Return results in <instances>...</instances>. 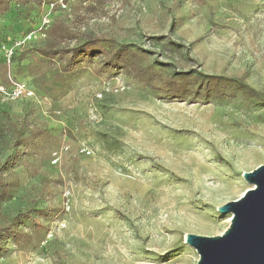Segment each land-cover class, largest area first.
Listing matches in <instances>:
<instances>
[{
    "label": "rangeland",
    "instance_id": "1",
    "mask_svg": "<svg viewBox=\"0 0 264 264\" xmlns=\"http://www.w3.org/2000/svg\"><path fill=\"white\" fill-rule=\"evenodd\" d=\"M59 1L0 0L34 93L0 96V264H196L264 164V0Z\"/></svg>",
    "mask_w": 264,
    "mask_h": 264
},
{
    "label": "water",
    "instance_id": "2",
    "mask_svg": "<svg viewBox=\"0 0 264 264\" xmlns=\"http://www.w3.org/2000/svg\"><path fill=\"white\" fill-rule=\"evenodd\" d=\"M242 178L251 188L216 209L230 216L227 229L215 237L184 236L198 255L196 264H264V164Z\"/></svg>",
    "mask_w": 264,
    "mask_h": 264
},
{
    "label": "built area",
    "instance_id": "3",
    "mask_svg": "<svg viewBox=\"0 0 264 264\" xmlns=\"http://www.w3.org/2000/svg\"><path fill=\"white\" fill-rule=\"evenodd\" d=\"M54 5L55 4L50 3L49 8L50 9L54 8ZM58 5L63 9L66 8L62 0L58 2ZM48 23L49 21L47 19H44L42 21V26L45 27L46 25H48ZM43 27L39 29L40 32H42ZM30 39L31 37H29V40ZM0 53L3 63L5 64V66L8 67L11 64L14 55L13 50L8 46V43L2 42L0 44ZM9 80L12 83V88L10 91H6L3 87H0V96L3 97V100H8V101L10 100L12 102H15V98L25 99V100H31L34 98L33 91L30 88H28L25 83L23 82L15 83L12 79ZM117 88L119 87H116L114 90L118 91ZM107 92L109 91L107 90Z\"/></svg>",
    "mask_w": 264,
    "mask_h": 264
},
{
    "label": "bare ground",
    "instance_id": "4",
    "mask_svg": "<svg viewBox=\"0 0 264 264\" xmlns=\"http://www.w3.org/2000/svg\"><path fill=\"white\" fill-rule=\"evenodd\" d=\"M227 222H228V223L230 222V218H228Z\"/></svg>",
    "mask_w": 264,
    "mask_h": 264
}]
</instances>
